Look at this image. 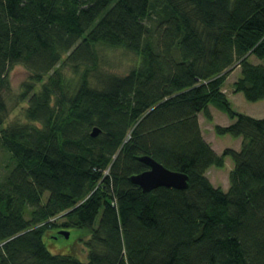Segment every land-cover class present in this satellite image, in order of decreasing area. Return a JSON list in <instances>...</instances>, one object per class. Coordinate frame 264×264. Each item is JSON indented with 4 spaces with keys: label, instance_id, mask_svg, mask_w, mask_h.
<instances>
[{
    "label": "trees",
    "instance_id": "obj_1",
    "mask_svg": "<svg viewBox=\"0 0 264 264\" xmlns=\"http://www.w3.org/2000/svg\"><path fill=\"white\" fill-rule=\"evenodd\" d=\"M117 48L141 60L123 77L101 71ZM253 58L264 0H0V140L15 162L0 177V264H264V118L223 91L239 67L235 93L264 99ZM16 66L29 73L26 121L6 125ZM211 105L240 150L204 139ZM142 156L188 188L144 192L131 180L149 169ZM226 157L228 191L207 176ZM65 229L89 232L86 261L49 250L44 237Z\"/></svg>",
    "mask_w": 264,
    "mask_h": 264
},
{
    "label": "rangeland",
    "instance_id": "obj_2",
    "mask_svg": "<svg viewBox=\"0 0 264 264\" xmlns=\"http://www.w3.org/2000/svg\"><path fill=\"white\" fill-rule=\"evenodd\" d=\"M101 57V71L121 77L128 75L132 70L138 68L141 61L136 53L122 48L104 49L101 51ZM252 60L264 64V60H258L256 58ZM240 76V68L236 67L228 77L226 88L230 89L233 81ZM67 77L74 78L69 70H67ZM9 80L10 89L3 91V97L8 107L6 125L24 123L26 121L24 108L27 107V103L26 101L23 102L20 98L23 84L29 80V73L25 67L16 66L10 72ZM45 81H48V78ZM231 104L239 113L255 118H264V99L254 103L248 101L242 93H239V97L234 98ZM14 164L15 162L11 154L4 148L0 140V177L5 175ZM99 219L100 217L97 219V223ZM61 231L55 230L50 235L44 237L49 250L53 254L71 256L80 261H86L88 259L87 241L90 238L89 232L85 229L66 230L70 232L69 237H67L61 234Z\"/></svg>",
    "mask_w": 264,
    "mask_h": 264
},
{
    "label": "crops",
    "instance_id": "obj_3",
    "mask_svg": "<svg viewBox=\"0 0 264 264\" xmlns=\"http://www.w3.org/2000/svg\"><path fill=\"white\" fill-rule=\"evenodd\" d=\"M239 77L232 83L230 89L226 88L228 79L223 86V91L227 97L232 101L234 98L239 97V93H235L234 83ZM229 90V92H228ZM210 112L212 114V120L207 119L204 113H199V123L204 139L211 144L212 148L218 155H222L223 152L228 149L240 150L243 143V138H235L230 135H219L216 132V126H228L232 123L229 116L219 108L210 106ZM234 168V162L230 157H226L225 166L223 168L211 167L207 176L210 181L216 186L221 187L224 191H228L230 187L229 175ZM225 176V177H224ZM221 178H224L221 180Z\"/></svg>",
    "mask_w": 264,
    "mask_h": 264
},
{
    "label": "water",
    "instance_id": "obj_4",
    "mask_svg": "<svg viewBox=\"0 0 264 264\" xmlns=\"http://www.w3.org/2000/svg\"><path fill=\"white\" fill-rule=\"evenodd\" d=\"M100 129L94 128L93 137L100 135ZM140 161L145 163L149 169L131 177L134 184L143 189L144 192H151L160 187L175 188L185 190L189 186V177L181 172L166 168L163 164L149 156L140 157ZM61 234L69 237L70 232L62 230Z\"/></svg>",
    "mask_w": 264,
    "mask_h": 264
}]
</instances>
